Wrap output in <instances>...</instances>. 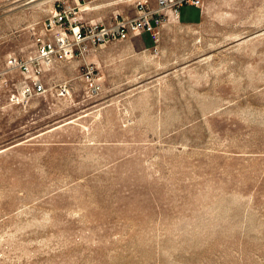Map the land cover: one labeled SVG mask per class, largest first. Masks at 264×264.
Masks as SVG:
<instances>
[{"label": "rangeland", "instance_id": "obj_1", "mask_svg": "<svg viewBox=\"0 0 264 264\" xmlns=\"http://www.w3.org/2000/svg\"><path fill=\"white\" fill-rule=\"evenodd\" d=\"M57 2L0 0V264H264V0L185 5L23 97Z\"/></svg>", "mask_w": 264, "mask_h": 264}, {"label": "built area", "instance_id": "obj_2", "mask_svg": "<svg viewBox=\"0 0 264 264\" xmlns=\"http://www.w3.org/2000/svg\"><path fill=\"white\" fill-rule=\"evenodd\" d=\"M93 0H58L55 10L46 18L44 31L37 36V55L20 60L19 66L31 82L22 88L23 97L45 90L39 78L44 65L73 58L90 45H102L125 40L132 34L146 32L158 44L161 27L171 17L180 19V8L186 4L202 6L204 0H124L135 5L136 13L115 12L110 21L85 19L82 10ZM17 58H14V63ZM88 77L94 78L95 66L86 65ZM91 89L98 91L100 84L93 80Z\"/></svg>", "mask_w": 264, "mask_h": 264}, {"label": "crops", "instance_id": "obj_3", "mask_svg": "<svg viewBox=\"0 0 264 264\" xmlns=\"http://www.w3.org/2000/svg\"><path fill=\"white\" fill-rule=\"evenodd\" d=\"M96 0L90 1L86 3V7L82 10V16L85 19H100V20H110L113 17L115 12H129V14H135L136 8L134 4H131L124 0H99L100 2H96ZM189 6H194L199 9L198 6L192 4H186ZM185 6V5H183ZM180 8V18H181V9ZM200 15V11L197 15L189 18V19H196Z\"/></svg>", "mask_w": 264, "mask_h": 264}]
</instances>
